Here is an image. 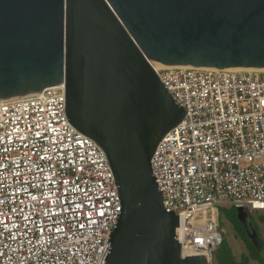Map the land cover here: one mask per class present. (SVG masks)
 <instances>
[{"label":"water","instance_id":"1","mask_svg":"<svg viewBox=\"0 0 264 264\" xmlns=\"http://www.w3.org/2000/svg\"><path fill=\"white\" fill-rule=\"evenodd\" d=\"M157 64L263 70L264 0H0V101L64 85L68 121L109 160L121 211L104 264H209L182 258L179 216L152 173L186 115Z\"/></svg>","mask_w":264,"mask_h":264},{"label":"built area","instance_id":"2","mask_svg":"<svg viewBox=\"0 0 264 264\" xmlns=\"http://www.w3.org/2000/svg\"><path fill=\"white\" fill-rule=\"evenodd\" d=\"M152 67L186 111L152 173L182 258L214 264L218 208L264 212V71ZM118 189L105 152L68 121L64 85L0 101V264H104Z\"/></svg>","mask_w":264,"mask_h":264},{"label":"rangeland","instance_id":"3","mask_svg":"<svg viewBox=\"0 0 264 264\" xmlns=\"http://www.w3.org/2000/svg\"><path fill=\"white\" fill-rule=\"evenodd\" d=\"M219 210V226L222 231V238L224 245L231 250L237 262L244 261L249 257V253L252 251L249 249V245L253 244L252 240L249 238L248 234L242 232L238 224V214L237 208L234 206H222L218 208ZM248 215V221L254 224L259 230V238L261 243L264 245V212H251L250 210H245ZM240 222V221H239ZM233 227H236V231ZM245 234V235H244ZM249 242H246L247 239ZM251 242V243H250ZM254 245V244H253ZM254 247H256L254 245ZM217 252L215 253L214 264L217 263L216 258ZM260 256L264 259V248L260 252ZM249 264H258L250 259Z\"/></svg>","mask_w":264,"mask_h":264},{"label":"trees","instance_id":"4","mask_svg":"<svg viewBox=\"0 0 264 264\" xmlns=\"http://www.w3.org/2000/svg\"><path fill=\"white\" fill-rule=\"evenodd\" d=\"M238 224L242 230V232H244L246 234L245 228L242 225L241 222L238 221ZM236 229V227H234ZM244 234V235H245ZM247 239V238H246ZM246 242H249V240H245ZM251 243V242H250ZM264 248V245L261 243V247L260 248H256L254 247L253 244L249 245V249H251V252L249 253V257H247L244 261L241 262H237L234 255L232 254L231 250L228 249L224 243L222 242L220 248L217 251V263L218 264H249L250 259H252V261L257 262L258 264H264V259L260 256V252L261 250Z\"/></svg>","mask_w":264,"mask_h":264},{"label":"flooded vegetation","instance_id":"5","mask_svg":"<svg viewBox=\"0 0 264 264\" xmlns=\"http://www.w3.org/2000/svg\"><path fill=\"white\" fill-rule=\"evenodd\" d=\"M248 223L249 224H252L251 222H249L248 221ZM253 225V227L255 228V230L257 231V233L259 234V230H258V228L254 225V224H252ZM234 228V227H233ZM234 230L236 231V229L234 228ZM245 231H246V229H245ZM246 233H247V231H246Z\"/></svg>","mask_w":264,"mask_h":264},{"label":"bare ground","instance_id":"6","mask_svg":"<svg viewBox=\"0 0 264 264\" xmlns=\"http://www.w3.org/2000/svg\"><path fill=\"white\" fill-rule=\"evenodd\" d=\"M155 68H162V67H166V66H164V65H160V64H157V65H153ZM249 71V70H248ZM261 71H264V69L263 70H261Z\"/></svg>","mask_w":264,"mask_h":264}]
</instances>
